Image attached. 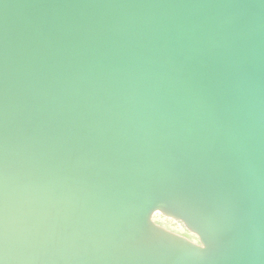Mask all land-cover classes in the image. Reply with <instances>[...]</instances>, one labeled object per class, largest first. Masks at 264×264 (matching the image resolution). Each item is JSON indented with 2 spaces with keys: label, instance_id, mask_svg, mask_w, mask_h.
I'll use <instances>...</instances> for the list:
<instances>
[{
  "label": "bare ground",
  "instance_id": "bare-ground-1",
  "mask_svg": "<svg viewBox=\"0 0 264 264\" xmlns=\"http://www.w3.org/2000/svg\"><path fill=\"white\" fill-rule=\"evenodd\" d=\"M85 253L264 264V0H0V261Z\"/></svg>",
  "mask_w": 264,
  "mask_h": 264
},
{
  "label": "rangeland",
  "instance_id": "rangeland-1",
  "mask_svg": "<svg viewBox=\"0 0 264 264\" xmlns=\"http://www.w3.org/2000/svg\"><path fill=\"white\" fill-rule=\"evenodd\" d=\"M171 209L180 212L184 211L187 213V215L190 217V219H194L195 222H199L206 230H205V236L207 237L206 241H208V247L203 248V251L206 253H210V255H214L217 252V242H218V237L222 235L223 230L218 228V230L213 229L211 226L213 221V218L208 219L206 217V214L201 211V209L198 208H187V205L182 203V202H174L173 205L169 206ZM151 221L154 225L159 226L163 230L169 231L171 234L185 238L187 240L192 241L196 245H201V242L197 239V235L193 232L190 231L187 226L183 223L182 220L176 218L173 219L169 216H166L163 212H155L151 218ZM210 229V230H209ZM211 248V252H210ZM187 254V253H186ZM205 253H203L204 255ZM201 255V259L202 256ZM185 256V255H184ZM186 259H199L197 258H191L188 256H185Z\"/></svg>",
  "mask_w": 264,
  "mask_h": 264
},
{
  "label": "water",
  "instance_id": "water-1",
  "mask_svg": "<svg viewBox=\"0 0 264 264\" xmlns=\"http://www.w3.org/2000/svg\"><path fill=\"white\" fill-rule=\"evenodd\" d=\"M176 155V154H175ZM181 184H175V186H177V187H179V189H177V190H175V193H178V195L180 196L179 198H178V201L177 202H187L188 204H190L191 202H190V200H191V194H188L186 197H185V193H186V191H187V188H185L184 186H182L183 185V182H180ZM85 188H87V186L85 187ZM88 189V188H87ZM105 189V188H104ZM165 189H167V188H165ZM102 191L106 194V195H108L109 196V194H111L112 195V193H115V196L113 195V197L112 198H121V197H123V198H129L127 195H125L124 193L122 194V193H120V192H118V191H114V190H109V189H105V190H103L102 189ZM167 195H169V193L167 194ZM166 197H168V196H166ZM154 206V204L152 205V206H150L149 207V210L152 208ZM147 214H148V212H147ZM44 250V249H43ZM41 255H42V253H41ZM43 255H44V253H43ZM89 256H90V253H85V254H83L82 256H81V264H86V262L88 261L87 259H85V260H83V258H88L89 259ZM203 258V257H202ZM199 259H201V255H200V258ZM156 264H161V262H158V261H156Z\"/></svg>",
  "mask_w": 264,
  "mask_h": 264
},
{
  "label": "snow or ice",
  "instance_id": "snow-or-ice-1",
  "mask_svg": "<svg viewBox=\"0 0 264 264\" xmlns=\"http://www.w3.org/2000/svg\"><path fill=\"white\" fill-rule=\"evenodd\" d=\"M201 247H203V246H201ZM0 264H2V261H0Z\"/></svg>",
  "mask_w": 264,
  "mask_h": 264
}]
</instances>
